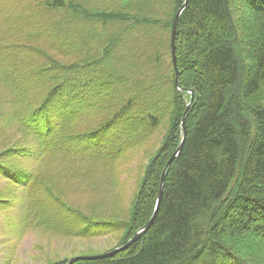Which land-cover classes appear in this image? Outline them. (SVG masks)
Listing matches in <instances>:
<instances>
[{"label": "trees", "instance_id": "16d2710c", "mask_svg": "<svg viewBox=\"0 0 264 264\" xmlns=\"http://www.w3.org/2000/svg\"><path fill=\"white\" fill-rule=\"evenodd\" d=\"M184 2L36 0L24 21L41 32L8 35L9 18L0 31V202L23 199L29 223L57 236L122 231L118 247L149 222L195 95L150 228L75 264H264V0H189L177 81ZM160 130L128 198L121 159Z\"/></svg>", "mask_w": 264, "mask_h": 264}, {"label": "rangeland", "instance_id": "374dc122", "mask_svg": "<svg viewBox=\"0 0 264 264\" xmlns=\"http://www.w3.org/2000/svg\"><path fill=\"white\" fill-rule=\"evenodd\" d=\"M67 1H73L81 8L85 6L95 9L106 6L110 9L123 4L125 0ZM2 2L4 7L1 10H3L2 16L4 18L0 21V31L9 29V26L5 24L6 18H9L11 22L16 21L14 24L17 25L15 29L8 30V35L16 33L18 31L16 29L19 27L25 33L29 29L36 32L42 31L41 25L31 29L30 24L24 21V16L32 14L33 7L36 9V0H2ZM9 8L12 9L9 11ZM66 15H69L67 9L57 12L55 17L60 20L61 16ZM75 21L79 26L85 24L82 17L75 19ZM163 128L159 129L162 130ZM160 131L156 133L155 136L157 137L149 144L132 150L121 159V187L125 189L124 194L126 193L128 198L134 196L150 156L160 145L162 133L164 132L161 131V134H159ZM8 185V181L0 179V187L6 188ZM12 204L11 207H7L6 204L0 202V264H50L76 255L103 253L114 248L123 235V232L119 231L91 239L57 236L47 227L29 223L28 214L31 210L27 205L24 206L23 199H16Z\"/></svg>", "mask_w": 264, "mask_h": 264}, {"label": "water", "instance_id": "95a60500", "mask_svg": "<svg viewBox=\"0 0 264 264\" xmlns=\"http://www.w3.org/2000/svg\"><path fill=\"white\" fill-rule=\"evenodd\" d=\"M189 0H185L184 4L182 5V7L180 8V10L178 11L176 17H175V21H174V25H173V29H172V56H173V61H174V65H175V70H176V75H177V81H178V73H179V69H178V62H177V50H176V36H177V29H178V24H179V20L180 17L183 13V11L185 10V8L187 7ZM194 92L191 90V99H190V103L187 106V110L184 114L183 120H182V128H183V140L180 144V146L178 147V149L173 153V155L170 157V159L168 160L166 167L163 171V175H162V179H161V186H160V191H159V195H158V199L156 202V207H155V211L151 217V219L149 220V222L142 227L141 229H139L136 234L129 239V241L121 246L115 247L112 250H109L107 252H103V253H99V254H95V255H76V256H72L69 258L67 264H75L77 261L79 260H94V259H100V258H106V257H112L114 255H116L117 253L126 250L127 248H129L133 243H135L137 240H139L142 235L150 228V226L152 225L157 213H158V209L160 206V202L162 200V196H163V192H164V183H165V179H166V174L168 171V168L170 167V165L172 164V162L175 160V158L179 155L182 146L184 144L185 138H186V115L189 111V109L192 106L193 100H194Z\"/></svg>", "mask_w": 264, "mask_h": 264}]
</instances>
